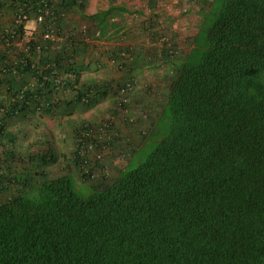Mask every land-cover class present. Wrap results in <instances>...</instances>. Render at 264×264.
<instances>
[{
    "label": "trees",
    "instance_id": "16d2710c",
    "mask_svg": "<svg viewBox=\"0 0 264 264\" xmlns=\"http://www.w3.org/2000/svg\"><path fill=\"white\" fill-rule=\"evenodd\" d=\"M87 3L0 0L3 119L47 114L58 88L78 85L76 102L94 98L79 85L89 64L78 60L91 61L89 46L120 26L111 21L116 7L87 15ZM73 11L95 31L72 24ZM29 21L38 39L47 30L56 39H26ZM208 25L168 92L156 145L129 169L134 149L114 181L84 195L70 176L32 175L3 151L0 264H264V0H221ZM111 129L115 146L123 137ZM0 137L15 141L3 125ZM99 149L89 165L75 157L92 180L107 178L108 168L92 163Z\"/></svg>",
    "mask_w": 264,
    "mask_h": 264
},
{
    "label": "rangeland",
    "instance_id": "374dc122",
    "mask_svg": "<svg viewBox=\"0 0 264 264\" xmlns=\"http://www.w3.org/2000/svg\"><path fill=\"white\" fill-rule=\"evenodd\" d=\"M147 1L88 0L85 8L87 15H95L114 6L117 14L111 21L120 26L107 34V37L113 34L111 39L116 47L108 48L107 45L102 44L101 39L100 41L96 39L99 42H96L94 47L90 45L88 48V53L94 56L92 60L85 58L78 60L79 63L83 61L89 64L87 69L83 70L79 85L82 90H87L86 88L89 87L97 91L95 95L94 91L90 93L94 98L89 104L76 102L77 85L70 91H64L62 88L51 91L58 100L53 109L62 110L65 117L61 114L48 117V113L40 110L3 119L4 114L0 112V125L5 126L6 130L11 131L15 136L14 143H9L7 139L0 137V155L5 149L11 151L14 163L25 161L19 164L21 165L19 169L24 171L28 168L32 175L35 171L43 173L47 178L68 175L73 179L78 191L84 195L118 178L127 169V162L135 155L134 149L141 148V151L138 153L139 156L134 158L129 169L144 161L157 143L153 133H156L160 126L159 120L153 119H156L158 114L161 116L164 102L177 78L182 62L192 49L196 48L199 33L207 30L221 3V0H158L160 4L150 8ZM67 18L72 24L83 23L84 28L90 27L91 31H95L92 21L83 19L77 11L70 13ZM122 22L127 23L129 28L124 30V33L121 31ZM35 27L33 21L28 22L27 29L33 30ZM128 30L134 32L133 34L144 32L145 38L140 40V44H146V46L142 45L146 50L139 53L131 47V43L127 42ZM167 43L171 47L177 46L181 49L173 58L165 52L168 51ZM108 50L113 51L107 53ZM122 52L131 57L124 70H120L111 62V57L118 58ZM98 56L105 57L106 62L102 64ZM107 67L110 69L113 67L120 73L119 76L105 70ZM143 69L146 70L144 76L149 78L145 79L147 81L144 89L140 91L146 93L144 97L133 103L135 91H139V85L136 86L129 104L125 106L128 111L123 114L117 99L119 86L127 78L126 71L137 75L140 83L142 78L139 71ZM108 120L114 122L113 127L116 126L115 130L118 129L123 141L113 146L107 143V137L103 138L99 149L102 152L100 158L98 162L93 160L92 163L104 164L108 168L107 178L92 180L87 177L84 172L86 169L78 165L75 158L78 133L83 127H96ZM153 121L155 126L150 129ZM5 145L10 146L5 147ZM128 150L129 154L126 155ZM124 153L125 156H122ZM41 156L44 159H41Z\"/></svg>",
    "mask_w": 264,
    "mask_h": 264
},
{
    "label": "built area",
    "instance_id": "2783aa9c",
    "mask_svg": "<svg viewBox=\"0 0 264 264\" xmlns=\"http://www.w3.org/2000/svg\"><path fill=\"white\" fill-rule=\"evenodd\" d=\"M27 16L20 15L18 17V22H22L26 20ZM44 15L41 14L39 15L37 21L41 22L43 21ZM100 35L99 31H96L95 36L98 37ZM26 39L28 40H33V41H39V40H54L56 39L55 35L51 31H45L40 39L34 34L33 30L27 29L26 31ZM89 40V38L87 39ZM163 40H166L163 38ZM168 41V39L166 40ZM168 45V53L171 58L175 57L176 54L180 52V47H171L169 43ZM19 46L22 45V43H18ZM131 57L129 55H126L124 52L120 53L119 57H111V62L113 64H116L117 67L120 70H124L126 68L125 64L128 63V60ZM59 82V81H58ZM138 84V77H135V75L130 76V78H127L120 86L118 89L117 93V99H118V104L120 107H122V113L126 114L128 109L125 108L126 105L129 104L130 98L132 93L134 92L136 86ZM84 101H87V99H83ZM124 109V110H123ZM97 127V128H96ZM96 127H83L79 133H78V148H77V153L76 157L83 161L84 165H89V152H95L97 148L100 147L101 143L100 141H103V138H111L114 134L115 131L112 130L111 128L113 127V123L111 121H105L101 123L100 125ZM98 138V140H97ZM88 156V157H87ZM97 158L99 159L100 154L96 155ZM83 165V166H84ZM87 168V167H86Z\"/></svg>",
    "mask_w": 264,
    "mask_h": 264
},
{
    "label": "crops",
    "instance_id": "0c3cea01",
    "mask_svg": "<svg viewBox=\"0 0 264 264\" xmlns=\"http://www.w3.org/2000/svg\"><path fill=\"white\" fill-rule=\"evenodd\" d=\"M122 24V26H123V28L121 29V31L124 33V30H126L127 28H128V26L126 25L127 23H121ZM123 24H125V25H123ZM129 29V28H128ZM134 32H132L131 30H128L127 31V33H126V35H127V42H129V43H131V47H134V49L136 50V51H138L139 53H141L142 52V50H146V48L144 47V46H146V44H140V40L141 39H144L145 38V36H144V32H142V33H138V32H136L137 34H133ZM113 37V34H111L109 37H107V35L106 36H104V40H102V44H105V45H107L108 46V48H114V47H116L115 45H113V40L111 39ZM117 40L119 39V38H117V36L115 37ZM111 39V40H110ZM142 45H144V46H142ZM114 46V47H113ZM116 49V48H115ZM109 51V50H108ZM112 51L113 50H110L109 52H107V53H112ZM107 56H109L108 54H107ZM94 56H93V54H92V58H93ZM99 58H100V61L102 62V64H104V62H106L105 61V57H100V56H98ZM105 70H107L108 72H113V73H115L116 74V76L118 77L119 76V72L117 71V70H115L113 67L110 69V67L108 68H106ZM144 71H146V70H140L139 71V74H140V77L142 78L141 79V81H140V83L138 84L139 86H138V88H139V91L138 90H136L135 91V94H134V96H133V98H134V100H133V103L134 102H136V101H138L139 100V98H142V97H144V94L146 93L145 91L143 92V90L142 91H140V89H144V86H145V82L148 80V78H146L145 76H144ZM123 72H125V71H123ZM127 72V74H128V72L129 71H126ZM123 75V74H122ZM110 77H115L114 75H109ZM116 77V78H117ZM145 79H147V80H145ZM141 95V96H140ZM63 111L62 110H60V109H58V110H55V108L53 109V108H49V112H48V114H47V116L49 117H52V115H54V114H61L63 117H65L63 114ZM160 117V114H158V116L157 117H155L156 119H153V120H155V121H158L159 118ZM155 125L153 124L152 125V127H150V129H153V127H154ZM149 127V126H148ZM133 142H134V140H133ZM143 145V144H142ZM134 147V146H133ZM140 148H138V150H139ZM134 154H136V153H134ZM116 169V168H115Z\"/></svg>",
    "mask_w": 264,
    "mask_h": 264
},
{
    "label": "clouds",
    "instance_id": "9594fccd",
    "mask_svg": "<svg viewBox=\"0 0 264 264\" xmlns=\"http://www.w3.org/2000/svg\"><path fill=\"white\" fill-rule=\"evenodd\" d=\"M100 39H101V40H104L105 38H104V37H103V38H100V37H99L97 40L100 41ZM95 41H96V40H95ZM99 41H96V42H99ZM75 157H76V156H75Z\"/></svg>",
    "mask_w": 264,
    "mask_h": 264
}]
</instances>
